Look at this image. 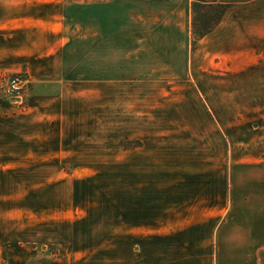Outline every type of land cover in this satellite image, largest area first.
Wrapping results in <instances>:
<instances>
[{"label": "rangeland", "instance_id": "rangeland-1", "mask_svg": "<svg viewBox=\"0 0 264 264\" xmlns=\"http://www.w3.org/2000/svg\"><path fill=\"white\" fill-rule=\"evenodd\" d=\"M0 48V264H146L170 177L264 229V0H0Z\"/></svg>", "mask_w": 264, "mask_h": 264}, {"label": "crops", "instance_id": "crops-1", "mask_svg": "<svg viewBox=\"0 0 264 264\" xmlns=\"http://www.w3.org/2000/svg\"><path fill=\"white\" fill-rule=\"evenodd\" d=\"M24 46L19 42V51ZM0 50L4 51V48ZM5 70L8 69L0 66V71ZM187 179L192 181L177 182L170 177L165 185L162 204L151 202L154 196H148L140 204V208L145 207L148 211L142 226L149 227L151 234L144 241L149 244L146 264H263L259 254L264 251L263 219L258 223L247 215L249 218L242 226L243 237L238 241L235 234L237 224L232 218L235 210L233 208L228 213L229 209L222 207L220 181L210 182L216 185L217 190L199 193L200 189L194 188L198 187L196 177ZM208 183L202 182V185L207 186ZM260 196L262 200L263 188ZM154 211L158 213L154 214ZM221 212H224L223 217L228 214L222 225ZM225 232L233 235L225 236ZM257 236H260L259 240ZM215 242L218 243L217 250Z\"/></svg>", "mask_w": 264, "mask_h": 264}, {"label": "built area", "instance_id": "built-area-1", "mask_svg": "<svg viewBox=\"0 0 264 264\" xmlns=\"http://www.w3.org/2000/svg\"><path fill=\"white\" fill-rule=\"evenodd\" d=\"M19 82H20V78H19V77H14L13 80H12V82H11L12 87H13L14 89L19 90V88L16 87L17 84H18Z\"/></svg>", "mask_w": 264, "mask_h": 264}]
</instances>
